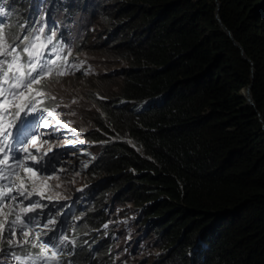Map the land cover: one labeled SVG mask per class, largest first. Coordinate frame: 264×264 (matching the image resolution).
I'll use <instances>...</instances> for the list:
<instances>
[{"label":"trees","instance_id":"trees-1","mask_svg":"<svg viewBox=\"0 0 264 264\" xmlns=\"http://www.w3.org/2000/svg\"><path fill=\"white\" fill-rule=\"evenodd\" d=\"M108 2L97 42L126 62L122 118L131 115L120 129L148 154L121 141L109 165L152 170L117 184L158 198L170 220L177 216L180 243L194 218H203L188 234L195 241L220 214L218 235L203 234L202 264H264V0H219L222 22L252 63L220 27L215 0ZM250 82L255 104L240 92Z\"/></svg>","mask_w":264,"mask_h":264},{"label":"clouds","instance_id":"clouds-1","mask_svg":"<svg viewBox=\"0 0 264 264\" xmlns=\"http://www.w3.org/2000/svg\"><path fill=\"white\" fill-rule=\"evenodd\" d=\"M215 2V18L226 33L220 24L221 18L218 20L216 16L219 0ZM107 3L108 0H6L0 3V7L5 8L3 27L11 38L10 43L26 34L22 27L31 24V31L43 17L46 24L52 25L53 31L58 33L50 46L57 53L52 58L58 66L64 65L59 67L58 72L42 78V90L48 95L41 96V100L44 107L50 111L56 110L53 116L60 119L62 125H68V128L58 132L56 138L47 142L38 140L37 144L44 152L50 146L62 145L54 148V151L67 161L64 165L67 171L60 173L59 179L53 178L46 183L68 198L60 201V206L69 207H60V210L65 212V234L69 239H75V246L57 252L54 257L52 249L44 255L52 258L50 264L56 260L61 261V264H182L185 259L186 264H202L204 250L209 248L203 234L212 239L218 235L226 223L220 214L216 213L210 222L196 230L195 241L188 234L190 230L194 231L192 227L202 223L203 218H194L192 227L184 231L180 238L183 243H180L173 236L177 216L170 220L174 214L165 207L158 208L155 205L158 198L152 199L147 188L141 187L142 190L135 194L127 192L126 184H117L122 181V177L139 179L140 175L152 170L133 163L120 168L109 165L113 147L121 141L133 146L142 157L148 154L144 152L143 145L136 143L132 136L120 129L121 120L131 115L128 112L122 118L121 70L126 62L110 52L106 53V47L97 42L96 33ZM86 21H90L88 27L81 28ZM45 26L44 23L39 24V27ZM86 39L92 43L95 51H90L84 45ZM233 39L237 41L236 44ZM233 39L236 47L241 45L234 36ZM46 43V39L36 41L38 47ZM238 49L242 57L252 63L242 45ZM91 54L104 56L98 57L101 66L92 60ZM249 84L252 86V82ZM246 87L240 92L249 103L255 104L250 91L249 95L246 93ZM85 164L87 167H84ZM52 176L55 177L56 173ZM13 179L17 184L24 182L30 190L33 187L23 169ZM35 179L37 187L44 183L39 176ZM56 184L61 186L56 189ZM10 203L6 201L2 205L5 214ZM190 241L193 244L188 246ZM34 244H37L36 240L10 251L16 255L31 254L35 257L41 253V249L34 247ZM0 247L8 249L6 239L0 241ZM0 264L21 262L11 259L9 255L0 256ZM23 264H31V261H23Z\"/></svg>","mask_w":264,"mask_h":264},{"label":"snow or ice","instance_id":"snow-or-ice-1","mask_svg":"<svg viewBox=\"0 0 264 264\" xmlns=\"http://www.w3.org/2000/svg\"><path fill=\"white\" fill-rule=\"evenodd\" d=\"M2 2L6 0H0ZM4 13L5 8L0 7V217H3L0 219V241L6 239L9 247H0V256L10 255L11 259L21 264L23 261L50 264L52 258L44 255L49 249L53 250L54 257L57 252L75 246V239H69L65 234V212L60 210V207H69L60 206V201L68 198L46 183L53 178L59 179L60 173L67 171L64 167L67 161L54 151L62 145L50 146L44 152L37 144L38 140L47 142L56 138L58 132L68 128L53 116L56 110L50 111L41 100V96L48 95L42 90V78L58 72L59 67L64 65L58 66L52 58L57 53L50 46L58 33L53 31L52 25L46 24L43 17L31 31V24L22 27L26 34L10 43L11 38L3 27ZM41 23L46 26L39 27ZM41 39H46L47 43L38 47L36 41ZM51 98L55 99V96ZM21 169L33 185L31 190L24 182L17 184L13 179ZM53 173H56L55 177ZM37 176L44 182L39 187L36 186ZM60 186L56 184L55 188ZM6 201H11L7 214L2 207ZM33 240L37 241L33 246L41 249L35 257L31 254L16 255L10 251L22 248ZM54 264H61V261L56 260Z\"/></svg>","mask_w":264,"mask_h":264},{"label":"water","instance_id":"water-1","mask_svg":"<svg viewBox=\"0 0 264 264\" xmlns=\"http://www.w3.org/2000/svg\"><path fill=\"white\" fill-rule=\"evenodd\" d=\"M216 16H217L218 20H220V17H219V15H218V12H216ZM220 24L222 25V27H224V29H225L227 35L230 36L231 39H233V36H232L230 30H229L228 28H226L225 25L222 24V22H220ZM233 41H234V43L236 44L237 41H235L234 39H233ZM237 45H238V44H237ZM238 47L241 48V45H239ZM244 57H246V56H244ZM250 87H251V84L247 85L246 90H245L246 93H247L248 95H249Z\"/></svg>","mask_w":264,"mask_h":264},{"label":"rangeland","instance_id":"rangeland-1","mask_svg":"<svg viewBox=\"0 0 264 264\" xmlns=\"http://www.w3.org/2000/svg\"><path fill=\"white\" fill-rule=\"evenodd\" d=\"M90 24V21H86L84 22L82 25H81V28H86L88 27V25ZM90 57L92 58V60L97 64V65H100V60L98 57H104L102 55H95V54H91Z\"/></svg>","mask_w":264,"mask_h":264}]
</instances>
